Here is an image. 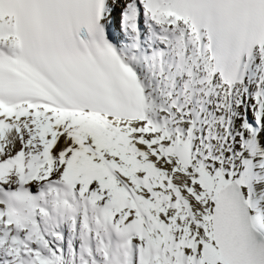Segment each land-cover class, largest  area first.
I'll list each match as a JSON object with an SVG mask.
<instances>
[{
    "label": "snow or ice",
    "instance_id": "obj_1",
    "mask_svg": "<svg viewBox=\"0 0 264 264\" xmlns=\"http://www.w3.org/2000/svg\"><path fill=\"white\" fill-rule=\"evenodd\" d=\"M0 264H264V0H0Z\"/></svg>",
    "mask_w": 264,
    "mask_h": 264
}]
</instances>
